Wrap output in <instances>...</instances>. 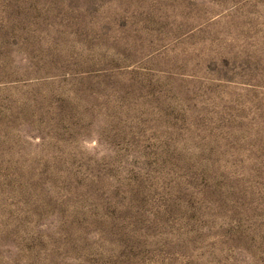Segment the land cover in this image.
Wrapping results in <instances>:
<instances>
[{"label": "rangeland", "instance_id": "374dc122", "mask_svg": "<svg viewBox=\"0 0 264 264\" xmlns=\"http://www.w3.org/2000/svg\"><path fill=\"white\" fill-rule=\"evenodd\" d=\"M0 264H264V0H0Z\"/></svg>", "mask_w": 264, "mask_h": 264}]
</instances>
